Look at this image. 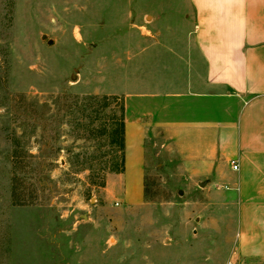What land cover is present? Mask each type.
<instances>
[{
  "label": "rangeland",
  "instance_id": "374dc122",
  "mask_svg": "<svg viewBox=\"0 0 264 264\" xmlns=\"http://www.w3.org/2000/svg\"><path fill=\"white\" fill-rule=\"evenodd\" d=\"M171 1L0 0V264H264L230 253L206 207L221 170L157 142L139 203L116 179L129 69Z\"/></svg>",
  "mask_w": 264,
  "mask_h": 264
},
{
  "label": "crops",
  "instance_id": "0c3cea01",
  "mask_svg": "<svg viewBox=\"0 0 264 264\" xmlns=\"http://www.w3.org/2000/svg\"><path fill=\"white\" fill-rule=\"evenodd\" d=\"M177 1L166 16L151 10L132 77L129 69L116 179L139 203L157 142L173 145L182 169L221 170L206 207L222 208L230 253L264 260V0Z\"/></svg>",
  "mask_w": 264,
  "mask_h": 264
},
{
  "label": "trees",
  "instance_id": "16d2710c",
  "mask_svg": "<svg viewBox=\"0 0 264 264\" xmlns=\"http://www.w3.org/2000/svg\"><path fill=\"white\" fill-rule=\"evenodd\" d=\"M113 99H118V97H113V96H104L101 99H98V97L96 96H92L91 100H94L97 104L103 103L104 106L110 104V102ZM123 110H122V118L119 120V127H117L114 131L113 134H115V136L119 133L121 135V140H117L115 138H113L111 143H115L116 145H119L120 150L125 151V105L123 104L122 106ZM125 168V152L123 154L122 157V165L121 168H116V170H124ZM115 170V169H114Z\"/></svg>",
  "mask_w": 264,
  "mask_h": 264
},
{
  "label": "built area",
  "instance_id": "2783aa9c",
  "mask_svg": "<svg viewBox=\"0 0 264 264\" xmlns=\"http://www.w3.org/2000/svg\"><path fill=\"white\" fill-rule=\"evenodd\" d=\"M233 163V168L237 169L238 165L236 164L235 161L232 162ZM228 264H240L238 261H229Z\"/></svg>",
  "mask_w": 264,
  "mask_h": 264
},
{
  "label": "water",
  "instance_id": "95a60500",
  "mask_svg": "<svg viewBox=\"0 0 264 264\" xmlns=\"http://www.w3.org/2000/svg\"><path fill=\"white\" fill-rule=\"evenodd\" d=\"M42 39H47V35L46 34H44L43 36H42ZM48 43L49 44H52L53 43V40H48Z\"/></svg>",
  "mask_w": 264,
  "mask_h": 264
}]
</instances>
